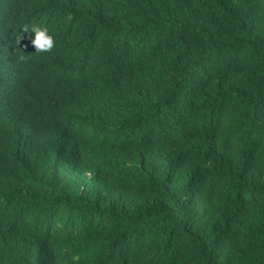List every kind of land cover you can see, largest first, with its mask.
Segmentation results:
<instances>
[{
	"label": "trees",
	"instance_id": "trees-1",
	"mask_svg": "<svg viewBox=\"0 0 264 264\" xmlns=\"http://www.w3.org/2000/svg\"><path fill=\"white\" fill-rule=\"evenodd\" d=\"M0 264H264V0H0Z\"/></svg>",
	"mask_w": 264,
	"mask_h": 264
},
{
	"label": "clouds",
	"instance_id": "clouds-1",
	"mask_svg": "<svg viewBox=\"0 0 264 264\" xmlns=\"http://www.w3.org/2000/svg\"><path fill=\"white\" fill-rule=\"evenodd\" d=\"M20 29L23 32H29V31L31 32L32 36L30 39V43L34 47L35 52L37 53L48 52L53 48L54 40H53L52 35L49 34L47 28L25 25L21 27ZM18 59L20 61H25L27 57H25L24 55H20L18 56Z\"/></svg>",
	"mask_w": 264,
	"mask_h": 264
}]
</instances>
